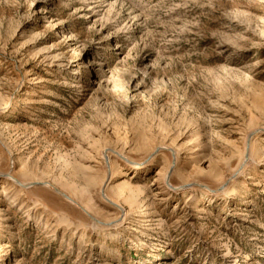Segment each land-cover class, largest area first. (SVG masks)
Returning <instances> with one entry per match:
<instances>
[{"label": "rangeland", "instance_id": "1", "mask_svg": "<svg viewBox=\"0 0 264 264\" xmlns=\"http://www.w3.org/2000/svg\"><path fill=\"white\" fill-rule=\"evenodd\" d=\"M0 264H264V0H0Z\"/></svg>", "mask_w": 264, "mask_h": 264}, {"label": "bare ground", "instance_id": "2", "mask_svg": "<svg viewBox=\"0 0 264 264\" xmlns=\"http://www.w3.org/2000/svg\"><path fill=\"white\" fill-rule=\"evenodd\" d=\"M144 164H145V162H142V163H135L134 164V166H135V168H143L144 167Z\"/></svg>", "mask_w": 264, "mask_h": 264}, {"label": "water", "instance_id": "3", "mask_svg": "<svg viewBox=\"0 0 264 264\" xmlns=\"http://www.w3.org/2000/svg\"><path fill=\"white\" fill-rule=\"evenodd\" d=\"M64 195V194H63ZM65 197L69 198L68 196L64 195Z\"/></svg>", "mask_w": 264, "mask_h": 264}]
</instances>
